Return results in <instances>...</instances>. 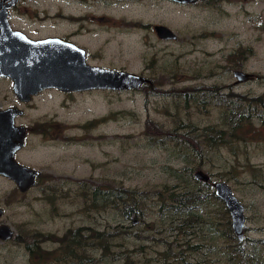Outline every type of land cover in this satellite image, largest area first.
Masks as SVG:
<instances>
[{
    "label": "rangeland",
    "instance_id": "obj_1",
    "mask_svg": "<svg viewBox=\"0 0 264 264\" xmlns=\"http://www.w3.org/2000/svg\"><path fill=\"white\" fill-rule=\"evenodd\" d=\"M93 2L94 15H105L109 21L95 18L93 31L83 39L94 48L101 45L116 65L151 78L153 89L49 87L26 101V116L21 118L26 121V147L19 156L41 172L26 194L15 191L9 178L0 177L1 221L19 235L0 240V264H35L26 248L31 238L21 236L24 230L62 237L79 226L113 227L109 248L121 252V257L112 259L90 246L91 264H124L128 256L133 258L130 264H226L231 253L225 243L232 238L224 222L231 216L222 200L209 195L188 212L174 208L166 212L159 201L166 189L214 192L212 185L194 177L197 170L209 173L211 182L225 181L244 204L245 244L255 247V241L264 238V107L251 125L237 126L240 137L233 138L235 133L219 149L206 148V162L183 156L184 150L192 151L184 134L150 142L145 128L148 120L165 131L184 122L227 128L223 94L232 92L233 102L240 97L244 104L251 96L264 94V0ZM26 3L44 4L51 15L57 9L82 10L75 0H19L10 19L15 28L26 30ZM155 23H165L176 38L161 39ZM107 26L108 30H99ZM71 28L70 22L55 18L39 25L42 35ZM236 69L254 77L239 81L233 74ZM208 86H214L215 98L203 102L199 98ZM192 88L203 94L186 103L183 92ZM200 145L204 147L203 142ZM190 164L195 166L185 168ZM121 187L122 198H111L110 193ZM126 188L146 196L143 212L134 220L122 215ZM183 215L190 216L186 233L170 229L171 219ZM58 245L41 242L49 250ZM257 254L259 264H264V246ZM95 257L100 259L94 261ZM41 264H70V260L52 257Z\"/></svg>",
    "mask_w": 264,
    "mask_h": 264
},
{
    "label": "water",
    "instance_id": "obj_2",
    "mask_svg": "<svg viewBox=\"0 0 264 264\" xmlns=\"http://www.w3.org/2000/svg\"><path fill=\"white\" fill-rule=\"evenodd\" d=\"M4 1L0 0V76L11 77L14 91L21 98H26V101L30 100L32 95L49 87L64 91L93 88L124 90L137 88L143 83H152L151 78L137 72L90 65L85 61L83 50L78 55L76 45H71L58 37L29 38L24 31L12 27L7 10L12 3ZM174 1L193 3L196 0ZM154 29L160 38L175 39L177 36L165 24H154ZM233 74L239 81L252 75L240 69L234 70ZM13 112L14 108L0 112V141L6 140L5 151L0 152V174L13 178L21 190H27L35 184L36 177L41 171L27 164L26 166L18 164L13 159V151L18 147V144L13 146L11 137ZM194 177L208 180L210 176L197 170ZM212 186L214 193L229 210L233 231L242 240L245 225L244 204L225 181H212ZM2 212L3 208L0 207V216ZM13 233L8 223L0 224V239H9Z\"/></svg>",
    "mask_w": 264,
    "mask_h": 264
},
{
    "label": "trees",
    "instance_id": "obj_3",
    "mask_svg": "<svg viewBox=\"0 0 264 264\" xmlns=\"http://www.w3.org/2000/svg\"><path fill=\"white\" fill-rule=\"evenodd\" d=\"M264 77V76H263ZM146 91L153 89V85L146 84ZM214 92V86H208L205 88L204 96L200 90L192 88L191 90H186L183 92V98L186 103L189 101L198 99V95H202L199 99L205 98L206 100H210L211 98H215V96H211V93ZM235 95L234 93L223 94L222 102L226 105V109L224 111L225 123L227 128L220 127L219 125H210L209 127L203 128L198 125H191L187 123H183L182 126H175L171 130H163L162 127L155 123H150L148 120L146 123L145 132L149 137L150 142H162L165 138L168 137H178L181 134H184L191 146L192 151H183V156L194 162L195 159L203 160L206 162L204 154L207 152L206 148L219 149L220 145L224 143V141H229L230 136L236 135L233 138H238L241 135L237 132V126H246L251 125L252 121L259 116V111H261V107H264V94L253 95L249 98L248 102L244 104V100L238 97L237 102H233L231 96ZM204 102V101H203ZM215 104V103H214ZM228 132V134H226ZM163 137V138H162ZM161 138V139H160ZM232 139V138H231ZM204 144L202 148L200 143ZM198 168H201V164L199 162H195ZM195 165L190 164V166H186L185 168L192 169ZM206 173V172H205ZM208 180L199 179L197 180L203 181L205 184L211 186V175ZM122 190L117 193L111 192V198H115L119 201L122 198ZM125 197L124 203H121L122 206V215L126 217V219H132L140 217L143 212L142 203L144 202V196L141 192L135 191L131 188L125 189ZM93 194H96L94 189ZM164 196L162 200H160V205H162L163 210H169L174 208V210L178 212L189 210L192 211L196 207V205H201L200 202L204 200L206 197L213 196L216 199L221 200L213 191L211 192H200L199 188H184L180 187L178 190H165L163 193ZM105 197V196H104ZM95 199H99V196H95ZM119 205V202H117ZM225 212L227 214L228 208L226 205H223ZM227 208V209H226ZM165 212V214H166ZM229 212V210H228ZM186 215V214H185ZM181 219L174 218L171 219L172 225L170 229H174L181 233H186L185 230L190 222V216H185ZM194 218V216H193ZM225 228L227 235L232 238L228 244L225 243L227 248V252L231 253V259L227 261L226 264H259L260 257L257 254L258 248L262 250L264 246V238L255 241V247L250 244H245V237L240 240L235 232L233 231L231 220L227 215L225 219ZM216 227V226H215ZM114 235L113 227L111 230L98 229L87 226H79L74 229H68L66 233L62 237H58L51 234H38L35 233L30 235L29 232L26 233V241L28 238H31L30 241L26 243V248L29 251L32 260L35 264H41V260H49L54 257L56 260L61 258L65 260H70V264H91V260L93 257L90 253L87 252L90 246L103 250V255L110 257L112 259H118L121 257V252H115L110 250L109 246L113 245L111 240ZM165 240V239H163ZM43 241H51L58 242L59 245L55 248V250H49L43 248L41 246V242ZM170 242V241H168ZM248 246H251V249H248ZM190 247V244L188 245ZM183 249H181L182 252ZM181 256V255H180ZM182 258V256H181ZM257 258V260H255ZM77 259V261H75ZM100 258L95 257L94 261L99 260ZM133 258L128 256L125 260L124 264H130V261ZM234 263H230V262Z\"/></svg>",
    "mask_w": 264,
    "mask_h": 264
},
{
    "label": "flooded vegetation",
    "instance_id": "obj_4",
    "mask_svg": "<svg viewBox=\"0 0 264 264\" xmlns=\"http://www.w3.org/2000/svg\"><path fill=\"white\" fill-rule=\"evenodd\" d=\"M98 1L106 4L107 0H98ZM110 1L114 3H118L119 5H124V3H126L127 1H138V0H110ZM4 2L12 3L11 5L9 4L10 6L7 8L8 19L10 22V19L12 18L14 14V8L18 5L19 0H5ZM75 2L82 8V10H80L78 7L76 11H71V12L70 11L63 12L62 9H57L53 15L48 13V9H47L48 6L44 4L26 3V9L23 10L24 15L26 16V30H23L20 28H17V29L24 31L26 35L32 39H41V38H46V37H58L62 41L69 42L71 45H76L78 47V49L76 50L77 54L79 55V52L83 50L85 61L86 63L90 65H98V66L113 68L117 70L132 71L128 69L125 65H116L114 60L108 59L105 52L101 49V45H99L97 48H94L93 44H91L90 41L83 39V36L93 31V28L91 27V25L94 22L95 18L98 20H107V21H109V18H107L105 15H97V16L94 15L95 4L93 0H75ZM171 2H176V1L171 0ZM177 3H181V2H177ZM48 18L49 19L51 18L59 19L60 22H62V20H66L70 22V24H72V28L69 31L68 30L62 31V30L56 29L55 31L51 33L42 35L39 29V25ZM161 24H165V23H161ZM108 27L109 26L104 27V28L101 27L99 28V30L106 31L108 30ZM153 28H154V24H153ZM95 33H97L96 30H95ZM106 41H107V38L105 42ZM140 74L144 75L142 72H140ZM251 74L252 75L248 76V78L254 77V74L253 73ZM146 84L153 85V80H152V83H143L140 86H146ZM0 85H1L0 86L1 87L0 88V112H2L3 110L7 108H14V112L12 116V125H11V137L13 138V146L15 144H18V147L13 151V159L18 164L26 166V163H24L19 156L22 150L24 149V147H26V121L21 120V118L26 116V98H21L20 96L16 94L13 88V79L11 77L6 76V75H1ZM93 89H108V88H93ZM86 90H89V89H86ZM68 91H76V90H68ZM6 97L10 101L6 102ZM3 102H6V103H3ZM5 133L7 134V132ZM5 142L6 140L3 142V139H1L0 141V152L2 153L5 151L4 150ZM3 176L9 178L10 180L14 182L15 191H17L18 193L21 192V193L26 194V190H21L19 185L13 178L0 174V177H3ZM0 207L3 208V212H4V207H2L1 205ZM3 212H2V215H3ZM2 215L0 216V224L6 223V222L1 221ZM25 234H26L25 230L21 232V236L23 238ZM13 237L14 238L17 237V239H19V235L15 234V232L13 233Z\"/></svg>",
    "mask_w": 264,
    "mask_h": 264
},
{
    "label": "bare ground",
    "instance_id": "obj_5",
    "mask_svg": "<svg viewBox=\"0 0 264 264\" xmlns=\"http://www.w3.org/2000/svg\"><path fill=\"white\" fill-rule=\"evenodd\" d=\"M12 237H13V236H12ZM12 237H11V238H12Z\"/></svg>",
    "mask_w": 264,
    "mask_h": 264
}]
</instances>
